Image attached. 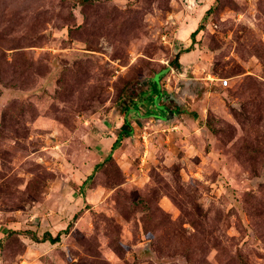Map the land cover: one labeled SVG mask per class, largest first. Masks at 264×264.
<instances>
[{
	"label": "rangeland",
	"instance_id": "rangeland-1",
	"mask_svg": "<svg viewBox=\"0 0 264 264\" xmlns=\"http://www.w3.org/2000/svg\"><path fill=\"white\" fill-rule=\"evenodd\" d=\"M0 264H264V0H0Z\"/></svg>",
	"mask_w": 264,
	"mask_h": 264
},
{
	"label": "trees",
	"instance_id": "trees-1",
	"mask_svg": "<svg viewBox=\"0 0 264 264\" xmlns=\"http://www.w3.org/2000/svg\"><path fill=\"white\" fill-rule=\"evenodd\" d=\"M211 10V7L206 11V14ZM205 18V15L203 17V19ZM203 21H201L199 23V25L197 26V28L195 29V31H193L191 33V37L193 38L194 35L203 27L202 25ZM185 51H189L188 48L185 49ZM173 63H174V66L175 67H178L179 66V62H178V59L177 57H175L173 59ZM156 78L157 76H155L153 79H151L150 81L153 82L152 83V86H151V91L153 93V96L150 97V100L151 102H153V104H156L157 103V100L160 98V91H159V86H158V83L156 81ZM143 92V91H142ZM155 96V97H154ZM144 100V99H143ZM142 99L136 101L135 99H130L128 100V103L125 104L123 107H121V115L124 117V121L117 133V137L116 139L114 140V142L112 143L111 145V149H110V154L108 157H111V153L117 148L119 147L120 143H121V140L127 136V135H131L133 133V128L130 124V121L128 119V116L129 117H136L135 114H132L130 112H137L139 110V104L141 103V101H143ZM130 114V115H129ZM140 116H149V113H144L143 115H140ZM59 236H60V233H57L55 236H52L50 233L48 232H45L42 237L40 239H38L35 235H32V238L34 240H40V241H49L51 243H55L56 241L59 240Z\"/></svg>",
	"mask_w": 264,
	"mask_h": 264
},
{
	"label": "water",
	"instance_id": "water-1",
	"mask_svg": "<svg viewBox=\"0 0 264 264\" xmlns=\"http://www.w3.org/2000/svg\"><path fill=\"white\" fill-rule=\"evenodd\" d=\"M163 110L165 111L166 115L162 118L159 117V115H154L156 119H161V120H168V119H173L176 116V113L167 107H163Z\"/></svg>",
	"mask_w": 264,
	"mask_h": 264
},
{
	"label": "flooded vegetation",
	"instance_id": "flooded-vegetation-1",
	"mask_svg": "<svg viewBox=\"0 0 264 264\" xmlns=\"http://www.w3.org/2000/svg\"><path fill=\"white\" fill-rule=\"evenodd\" d=\"M154 97H155V96H154ZM150 104H151L152 108L154 109V112L157 113V115H159V114H158L159 111L157 110L156 107H158V108H160V107H162V106L166 107V106L163 104L162 100H161V92H160V98L157 100V103H156V104H153V102H151V100H150ZM163 113H164V112H163ZM150 115H152V114L149 113V116H150ZM162 116H163V115H162Z\"/></svg>",
	"mask_w": 264,
	"mask_h": 264
},
{
	"label": "built area",
	"instance_id": "built-area-1",
	"mask_svg": "<svg viewBox=\"0 0 264 264\" xmlns=\"http://www.w3.org/2000/svg\"><path fill=\"white\" fill-rule=\"evenodd\" d=\"M227 83H228V80H227L226 78H222V79H220V84H221L222 86L227 85Z\"/></svg>",
	"mask_w": 264,
	"mask_h": 264
}]
</instances>
